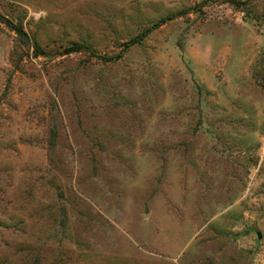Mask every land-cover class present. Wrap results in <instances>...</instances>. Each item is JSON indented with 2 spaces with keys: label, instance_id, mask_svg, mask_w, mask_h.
I'll list each match as a JSON object with an SVG mask.
<instances>
[{
  "label": "rangeland",
  "instance_id": "obj_1",
  "mask_svg": "<svg viewBox=\"0 0 264 264\" xmlns=\"http://www.w3.org/2000/svg\"><path fill=\"white\" fill-rule=\"evenodd\" d=\"M0 264H264V0H0Z\"/></svg>",
  "mask_w": 264,
  "mask_h": 264
},
{
  "label": "trees",
  "instance_id": "obj_2",
  "mask_svg": "<svg viewBox=\"0 0 264 264\" xmlns=\"http://www.w3.org/2000/svg\"><path fill=\"white\" fill-rule=\"evenodd\" d=\"M17 32H20L22 30H20V28H15ZM79 45H74L72 48H69L67 51H70V50H76L78 49Z\"/></svg>",
  "mask_w": 264,
  "mask_h": 264
}]
</instances>
